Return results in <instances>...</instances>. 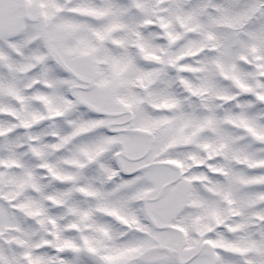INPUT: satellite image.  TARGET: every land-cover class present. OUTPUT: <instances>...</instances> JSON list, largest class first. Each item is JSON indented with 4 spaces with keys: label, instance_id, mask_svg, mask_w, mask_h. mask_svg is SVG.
Segmentation results:
<instances>
[{
    "label": "snow or ice",
    "instance_id": "snow-or-ice-1",
    "mask_svg": "<svg viewBox=\"0 0 264 264\" xmlns=\"http://www.w3.org/2000/svg\"><path fill=\"white\" fill-rule=\"evenodd\" d=\"M0 264H264V0H0Z\"/></svg>",
    "mask_w": 264,
    "mask_h": 264
}]
</instances>
